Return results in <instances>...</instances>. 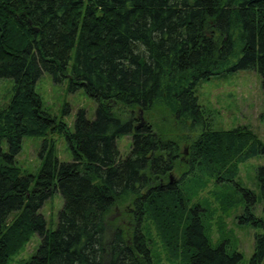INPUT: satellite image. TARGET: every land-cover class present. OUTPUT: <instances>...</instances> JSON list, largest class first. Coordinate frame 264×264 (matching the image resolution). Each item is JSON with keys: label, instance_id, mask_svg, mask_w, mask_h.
<instances>
[{"label": "trees", "instance_id": "obj_1", "mask_svg": "<svg viewBox=\"0 0 264 264\" xmlns=\"http://www.w3.org/2000/svg\"><path fill=\"white\" fill-rule=\"evenodd\" d=\"M237 71H255L264 92V0H0V79L15 83L0 110V264L33 235L41 244L25 264H154L148 221L172 262L241 264L227 242L212 244L208 208L192 201L203 176L234 187L239 224L262 230L249 264H264L254 212H264V167L258 195L237 181L264 142L247 128L215 130L197 96L201 83ZM45 73L83 90L95 118L80 110L72 131L48 112L36 91ZM118 107L155 122L137 129ZM52 134L64 136L72 162L59 161ZM123 136L132 137L124 158ZM28 137L45 139L36 176L15 164ZM55 193L63 207L52 230L40 211ZM124 206L129 227L112 219Z\"/></svg>", "mask_w": 264, "mask_h": 264}, {"label": "rangeland", "instance_id": "obj_2", "mask_svg": "<svg viewBox=\"0 0 264 264\" xmlns=\"http://www.w3.org/2000/svg\"><path fill=\"white\" fill-rule=\"evenodd\" d=\"M14 81L0 79V110L6 109L12 102ZM69 78L62 83H55L52 77L45 73L36 85V91L41 96L44 108L52 115L63 120L74 131L77 113L85 110L87 118L93 120L96 115L97 103L89 98L83 90L72 92L69 88ZM199 104L206 116L211 120L213 128L218 131H228L235 128H247L259 140L264 142V92L261 78L255 71H237L220 77H212L203 82L197 89ZM116 112L124 118L134 116L136 126L140 125L139 110L130 113L126 109L115 108ZM143 120L154 124L155 119L143 113ZM43 138L28 137L23 140L22 151L16 156L15 164L23 174L38 175L43 163ZM48 140L55 143L59 161L72 162L73 155L64 136L52 134ZM121 156L129 155L132 146V137L123 136L117 141ZM7 150V144H2ZM185 159L187 155L186 144L181 147ZM264 167V156L254 158L238 168L237 181L240 186L259 194L258 170ZM179 179L180 174L173 173ZM233 186L218 184L216 180L203 176V181L190 185V196L194 203L201 202L208 208L207 230L212 244L227 242L233 250L243 254L241 264H249L255 251V237L261 229L252 226H242L238 217L242 215L243 205ZM63 207L61 194L55 193L48 200L40 213L45 217L48 228L55 230L59 222V213ZM127 206L117 208L112 219L123 227H129L131 219ZM255 214L264 219L263 208L260 204L255 206ZM14 220V218H11ZM145 232L150 241L154 264H180L172 262L164 248L158 230L153 222L145 224ZM41 239L33 235L25 247L12 257L9 264H25L38 250Z\"/></svg>", "mask_w": 264, "mask_h": 264}, {"label": "water", "instance_id": "obj_3", "mask_svg": "<svg viewBox=\"0 0 264 264\" xmlns=\"http://www.w3.org/2000/svg\"><path fill=\"white\" fill-rule=\"evenodd\" d=\"M140 112V115H141V118H140V120L142 121V123L140 124V125H138L137 126V129H140V128H143L145 125H146V122L143 120V113H144V111H139Z\"/></svg>", "mask_w": 264, "mask_h": 264}, {"label": "flooded vegetation", "instance_id": "obj_4", "mask_svg": "<svg viewBox=\"0 0 264 264\" xmlns=\"http://www.w3.org/2000/svg\"><path fill=\"white\" fill-rule=\"evenodd\" d=\"M187 155H188V153H187Z\"/></svg>", "mask_w": 264, "mask_h": 264}]
</instances>
